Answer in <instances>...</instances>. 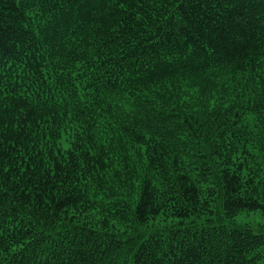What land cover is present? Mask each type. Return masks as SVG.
I'll return each instance as SVG.
<instances>
[{
	"label": "trees",
	"instance_id": "obj_1",
	"mask_svg": "<svg viewBox=\"0 0 264 264\" xmlns=\"http://www.w3.org/2000/svg\"><path fill=\"white\" fill-rule=\"evenodd\" d=\"M264 0H0V264H264Z\"/></svg>",
	"mask_w": 264,
	"mask_h": 264
},
{
	"label": "rangeland",
	"instance_id": "obj_2",
	"mask_svg": "<svg viewBox=\"0 0 264 264\" xmlns=\"http://www.w3.org/2000/svg\"><path fill=\"white\" fill-rule=\"evenodd\" d=\"M264 220V216H260L259 213L241 214L236 218L237 223L256 225L261 224Z\"/></svg>",
	"mask_w": 264,
	"mask_h": 264
},
{
	"label": "snow or ice",
	"instance_id": "obj_3",
	"mask_svg": "<svg viewBox=\"0 0 264 264\" xmlns=\"http://www.w3.org/2000/svg\"><path fill=\"white\" fill-rule=\"evenodd\" d=\"M262 226H264V220L261 221Z\"/></svg>",
	"mask_w": 264,
	"mask_h": 264
}]
</instances>
